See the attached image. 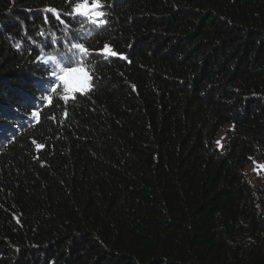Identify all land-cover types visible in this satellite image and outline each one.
<instances>
[{
  "label": "trees",
  "instance_id": "1",
  "mask_svg": "<svg viewBox=\"0 0 264 264\" xmlns=\"http://www.w3.org/2000/svg\"><path fill=\"white\" fill-rule=\"evenodd\" d=\"M102 2L89 89L45 103L70 0H0V264H264V0Z\"/></svg>",
  "mask_w": 264,
  "mask_h": 264
},
{
  "label": "rangeland",
  "instance_id": "2",
  "mask_svg": "<svg viewBox=\"0 0 264 264\" xmlns=\"http://www.w3.org/2000/svg\"><path fill=\"white\" fill-rule=\"evenodd\" d=\"M71 17L75 21V25H77V28L71 29L70 27H67L65 23H60V21L58 20V23L56 25L54 24L56 30H52L51 28L47 29V32H45V35L41 38L43 40V43L46 44L47 47L46 46L37 47L40 52L39 57L42 54L55 55L58 57L69 55L71 54L69 50L72 48L73 44L81 43L80 42L81 38L87 36L88 33H90L91 31L95 29L97 30L98 28L101 27V26L97 27L96 25L90 24L86 20L80 17L74 18L72 15ZM103 49L104 47L100 49L99 52H97V54L95 55H99L101 57H108V56L101 54V50ZM90 57L88 54H85L83 55V57H81V55L78 52L73 57L74 60L76 61L83 59V63L85 66V73H86V75L84 73L75 74L73 83L76 87H78L79 89H82L76 92H84L88 90L90 87L91 75H90L89 65L87 64V61H89ZM72 66L75 67L76 64H73ZM46 75H47L46 77H49V80L54 79L50 76V73L48 72V70H47ZM43 87H48V85L44 83ZM57 91L60 93L61 96L64 97L65 94L62 88L57 87ZM46 94H49V93L42 94V97ZM74 94L70 95L69 97H72ZM43 102L48 103V101H43ZM31 113H30V117L33 118L31 116ZM231 128H232L231 123H226L217 131L214 141H213V145L218 150L221 151L224 149V145H225V142L228 137V133L230 132ZM218 141H219V144L217 143ZM243 172L245 176L248 178V180L250 181V183L253 185V187L256 189L257 194L264 195V157L261 159H257V160L250 157L245 163ZM256 204H257V207H260L258 200L256 201Z\"/></svg>",
  "mask_w": 264,
  "mask_h": 264
},
{
  "label": "snow or ice",
  "instance_id": "3",
  "mask_svg": "<svg viewBox=\"0 0 264 264\" xmlns=\"http://www.w3.org/2000/svg\"><path fill=\"white\" fill-rule=\"evenodd\" d=\"M71 4V13H67L68 15H72L74 18L80 17L86 20L88 23L96 25L97 27L103 26L107 23L105 19V13L103 11V2L102 0H70ZM47 12L53 13L55 18L60 21V23H64L63 20H60V13L52 8L46 9ZM45 22L47 23V17L45 18ZM43 35L41 31L39 33ZM19 48V45H17ZM71 54L58 57L55 55H45L42 54L38 57V61L42 62L45 66H48V72L50 76L54 79H50L49 81L43 82L48 85V87H42L41 90L44 93H55L57 91V87L62 88L64 92V99L67 100L70 95L74 94L79 89L73 83L75 74L85 73V66L83 63V59L76 61L74 60V55L78 52L81 57L83 55H90L91 52L89 49L85 48L82 43H75L72 45V48L69 50ZM101 54L105 56H115V53L108 45L104 46V49L101 50ZM76 64L75 67L72 65ZM55 85V86H53ZM52 96L50 94H46L42 97L43 101L51 102ZM33 118H37L39 116V111L34 110L31 113ZM219 144V141L217 142ZM42 147L41 145H37V148Z\"/></svg>",
  "mask_w": 264,
  "mask_h": 264
}]
</instances>
